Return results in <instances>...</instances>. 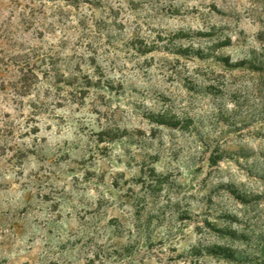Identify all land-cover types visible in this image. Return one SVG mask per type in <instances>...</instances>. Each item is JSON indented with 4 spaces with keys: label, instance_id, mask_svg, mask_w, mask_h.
Segmentation results:
<instances>
[{
    "label": "clouds",
    "instance_id": "clouds-1",
    "mask_svg": "<svg viewBox=\"0 0 264 264\" xmlns=\"http://www.w3.org/2000/svg\"><path fill=\"white\" fill-rule=\"evenodd\" d=\"M223 2L133 0L130 6L129 0H99L97 7L89 4L77 12L68 0H35L37 11L26 28L6 13L0 58L8 63L10 75L0 80V129L7 126L13 135H0L5 149L0 156V264H121L110 254L134 244L138 233L130 204L122 210L127 217L123 236L101 213L102 203L116 204V196L126 191L113 189L115 174L130 179L139 173L138 160L128 167L133 157L168 152L167 135L163 149L153 139V117L179 118L195 107L204 118L203 131L211 133L208 123L217 111L212 104L182 102L187 97L160 104L165 89L172 88L166 62L175 57L163 51L141 56L139 50L154 45L163 49L181 30L209 32L214 25L233 32L243 29L249 37L259 30L264 18L260 0H228L226 7ZM213 4L220 15L231 18L230 24L222 20L205 26ZM174 9L185 18L170 15ZM243 59L232 55L230 62ZM25 64L32 68L28 83L20 71ZM53 64L58 72L52 71ZM223 109L228 114L238 111L230 99ZM98 149L106 150L104 155ZM17 152L27 158L8 164ZM153 167L158 174L165 171L163 163ZM102 172L108 173L103 183L84 178ZM162 237L161 230L157 239ZM184 239L181 247L196 245L202 237L188 228Z\"/></svg>",
    "mask_w": 264,
    "mask_h": 264
},
{
    "label": "rangeland",
    "instance_id": "rangeland-1",
    "mask_svg": "<svg viewBox=\"0 0 264 264\" xmlns=\"http://www.w3.org/2000/svg\"><path fill=\"white\" fill-rule=\"evenodd\" d=\"M68 2L77 12L89 4L95 8L99 3L97 0L83 5L80 0ZM132 2L129 0L130 6ZM227 2L224 0L222 7ZM260 2L264 5V0ZM34 3L35 0H7V3L0 0V38L5 35L6 13L10 12L14 22L26 28L29 17H34L37 11L32 7ZM211 7L213 14L206 27L211 21L232 22L230 17L216 11L215 4ZM261 11L264 12V7ZM169 14L185 18L180 9ZM157 38L160 39L159 35ZM108 39L110 46L111 38ZM229 49H233L230 54ZM161 51L175 60L166 62L172 74L169 78L172 88L165 89L167 95L159 103L168 105L174 103L173 97H187L182 102L212 104L217 109L208 123L212 132L203 131L204 118L195 107L191 108L190 115L185 112L179 118H166L173 125L159 124L156 117L151 119L156 126L153 139L160 141L158 147L163 149L165 135L171 147L168 152H158L156 157L147 154L133 157L128 167L138 160L139 173L130 179H126V174H115L113 189L126 191L116 196V204L102 203L101 213L107 218L108 226L119 228L123 236L127 217L122 210L130 204L138 239L110 256L116 255L121 264H145L146 261L148 264H264V18L259 20V30L251 37L243 29L233 32L212 25L209 32L181 30L163 49L145 46L139 55L152 52L159 55ZM232 55L244 59L233 64ZM8 68V63L0 58V80L10 75ZM20 71L25 73L23 79L28 83L32 68L25 64ZM52 71L58 72L55 64ZM3 89L0 83V90ZM229 99L237 104L235 114L223 109V102ZM0 135L11 137L13 132L5 126L0 129ZM4 151L0 147V156ZM98 151L104 155L106 150ZM26 158L24 152H17L7 163L12 164L13 160L19 163ZM156 163H163L165 171L158 174L153 167ZM75 167L83 165L75 164ZM107 175V172L101 176L86 173L84 178L103 183ZM43 199L47 201V197ZM188 228L202 239L196 245L181 247L187 243L184 235ZM161 230L164 237L157 239Z\"/></svg>",
    "mask_w": 264,
    "mask_h": 264
},
{
    "label": "trees",
    "instance_id": "trees-1",
    "mask_svg": "<svg viewBox=\"0 0 264 264\" xmlns=\"http://www.w3.org/2000/svg\"><path fill=\"white\" fill-rule=\"evenodd\" d=\"M75 2H79V0H73ZM99 2V0H97ZM84 2L91 3V0H84ZM159 124H167L171 125L172 120H166V118H160L159 120H156ZM173 125V124H172Z\"/></svg>",
    "mask_w": 264,
    "mask_h": 264
}]
</instances>
